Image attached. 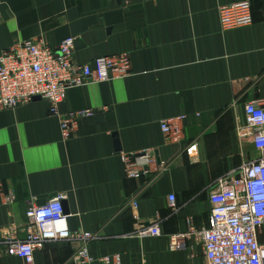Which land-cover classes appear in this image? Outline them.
Masks as SVG:
<instances>
[{
  "label": "crops",
  "instance_id": "0c3cea01",
  "mask_svg": "<svg viewBox=\"0 0 264 264\" xmlns=\"http://www.w3.org/2000/svg\"><path fill=\"white\" fill-rule=\"evenodd\" d=\"M242 1L252 24L222 31L218 8ZM66 38H74V64L128 53L130 74L68 91L62 114L94 110L68 141L44 100L0 109V233L16 227L23 237L27 208L61 196L67 229L98 234L87 264L114 255L121 264H207L196 235L210 226V189L257 157L244 107L264 105V0H0V51L33 40L56 50ZM178 116L182 139L168 143L160 121ZM145 149L166 170L127 179L120 155ZM155 223L160 236L135 235ZM257 239L264 244V226ZM79 246L48 241L34 264H71ZM0 264L23 261L3 255Z\"/></svg>",
  "mask_w": 264,
  "mask_h": 264
},
{
  "label": "built area",
  "instance_id": "2783aa9c",
  "mask_svg": "<svg viewBox=\"0 0 264 264\" xmlns=\"http://www.w3.org/2000/svg\"><path fill=\"white\" fill-rule=\"evenodd\" d=\"M126 3L129 0H124ZM155 1V0H141ZM218 20L222 31L247 27L253 22L251 4L242 1L218 8ZM74 38L64 39L55 50L41 40L12 44L0 51V109H15L40 98L49 105V114L59 120L63 141L72 139L78 124L94 116V110L79 109L66 114L59 106L72 88L124 79L130 74V56L120 53L100 57L90 64L72 62ZM246 129L251 134V144L256 159L244 163L238 170L215 181L208 196L210 226L197 235L204 245L207 264H264V244L257 239V231L264 226V105L255 100L245 105ZM185 116L160 121V130L168 143L182 139ZM124 176L129 180H150L166 170L157 161L152 149L120 155ZM61 196L48 200L43 206H29L26 210L28 224L24 236L11 228L0 233V257H17L23 264H34L35 250L48 241L78 240L79 248L72 255L71 264H87L91 261L88 242L98 239V234L79 232L72 234L66 226ZM174 197L168 198L174 209ZM11 194L3 195L5 204H13ZM130 205L136 209L137 202ZM143 238L160 236V226L155 223L135 232ZM187 235L170 238V248H180ZM102 264H121V256L114 255L99 260Z\"/></svg>",
  "mask_w": 264,
  "mask_h": 264
},
{
  "label": "water",
  "instance_id": "95a60500",
  "mask_svg": "<svg viewBox=\"0 0 264 264\" xmlns=\"http://www.w3.org/2000/svg\"><path fill=\"white\" fill-rule=\"evenodd\" d=\"M35 100H40V98H34L33 101H35ZM116 144H117V143H116ZM118 149H119V147H118ZM157 161H158V159H157ZM62 208H63V207H62ZM65 214H67V211H66L65 208H63V215H65Z\"/></svg>",
  "mask_w": 264,
  "mask_h": 264
}]
</instances>
